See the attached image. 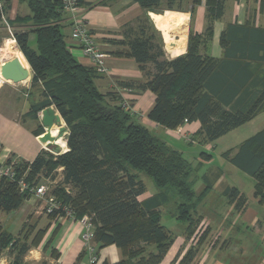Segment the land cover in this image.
<instances>
[{
	"label": "trees",
	"instance_id": "16d2710c",
	"mask_svg": "<svg viewBox=\"0 0 264 264\" xmlns=\"http://www.w3.org/2000/svg\"><path fill=\"white\" fill-rule=\"evenodd\" d=\"M10 1L0 0V27L4 5L9 8ZM19 1L27 4L31 14L25 19L17 18L11 25L31 27L15 30L13 37L32 68V87L39 92L32 114L38 118L40 111L54 107L68 135L65 152L55 155L42 151L32 162H19L18 176L26 175V181L34 186L45 179H56L62 168L63 179L51 195L68 207L76 220L85 215L91 217L98 246L115 245L123 254L124 258L114 264H162L174 235L161 223L160 208L170 194H175L182 200L176 217L187 224V239H194L178 264H192L199 246L210 234V228L199 236L196 233L200 222L196 209L210 186L197 195L194 170L183 154L133 113L109 104L119 98L98 89L95 80L103 75L93 66L78 62L66 44L60 0ZM136 1L152 11L161 7L182 10L184 2ZM201 4L202 0H192L193 7ZM205 6L206 31L190 32L186 55L168 60L147 16L126 26L124 40L118 42L126 46L118 55L134 59L146 75L145 82L137 86L126 84L127 88L151 91L156 96L149 119L171 130L198 122L200 129L194 138L201 144L219 140L264 112V82L260 85L251 69L252 63H264V29L231 24L220 36L223 58L204 55L202 51L213 36V24L224 15V0H206ZM31 34L37 39L36 50L29 45ZM43 133L41 126L35 131L36 136ZM223 157L254 178L255 196L264 202V129ZM142 175L153 181L157 193L141 202L138 198L146 192ZM225 195L238 211L245 209L247 198L237 188H228ZM29 197L30 193L22 191L16 181L0 180V213L18 210ZM63 215L53 211L48 217ZM46 232V228L36 230L26 225L14 237L0 224V261L7 254L9 264H24L26 254L42 243ZM49 246L50 242L45 250ZM52 255L59 258L56 250Z\"/></svg>",
	"mask_w": 264,
	"mask_h": 264
},
{
	"label": "crops",
	"instance_id": "0c3cea01",
	"mask_svg": "<svg viewBox=\"0 0 264 264\" xmlns=\"http://www.w3.org/2000/svg\"><path fill=\"white\" fill-rule=\"evenodd\" d=\"M186 2L188 6H184ZM205 3L206 0H202L201 5L193 7L192 0H184L182 3V10H168L161 7L157 11H152L144 9L136 0H82L88 27L95 36L100 47L107 54L109 72L98 77L95 80V84L102 93H113L119 98V101H109L110 105H120L125 93L124 89L127 88L126 84L132 83L137 86L146 81V75L139 70L138 64L134 59L118 55L119 52L126 49V46L118 44V42L124 40L123 32L126 26L134 25L137 23L138 19L147 16L156 30L159 41L166 53V58L171 60L186 55L191 31L194 34L205 33L207 27V9ZM23 5L27 6L26 3H21L19 0H11L9 8L4 5V14L7 12L8 17L4 19L3 15L1 22L2 27H0L1 33L2 30L6 28H12L14 32L15 30L26 31L31 28L29 24L11 25L12 22H16L17 18L25 19L30 16L31 12L29 7L27 6L29 10L28 13ZM231 24L247 25L249 27L264 29V0H224V15L220 20L214 22L212 39L206 46V49L202 51V54L218 59L223 58L224 50L220 45V36ZM61 26L66 44L71 53L82 65L91 67L92 64L90 60L83 55L77 43L71 39L70 23L65 17L61 20ZM6 38H10V36ZM11 38L14 39L13 33ZM29 45L32 49H37V39L34 34H31L29 37ZM15 48L21 52L17 44ZM22 56V63L29 69V78L20 83L6 81L0 88V162L2 163H8L11 160L17 162H32L42 151H46L47 146L41 142V135H35V131L40 126L44 129L41 123V111L37 115L38 118H35L32 114V106L38 102L39 92L32 87L33 71L23 53ZM12 59L14 58L2 57V60L0 59V67L3 63ZM251 69L254 74L259 77V84H263L264 63H252ZM132 89L133 94L129 96V100L131 102L133 116L150 130L157 132V136L163 139L170 147L174 148L171 145L181 140L187 141L190 144H201L194 138V135L200 129V124L198 122L191 124L186 123L179 127L177 130L180 129L181 133L177 132V130L162 127L148 117V113L155 103V94L151 91H140L136 87H132ZM56 112L58 111L56 110ZM257 121L259 122L258 129L255 130L254 133H250L252 135L240 139L237 145L234 144L228 149H219L217 156L228 161L223 157L224 153L229 150H235L246 139L263 130L264 112L243 125V127ZM63 125H65L64 121ZM237 129L233 131H237ZM57 132V129L53 131V137L57 136ZM167 137L171 138L170 142L172 143H168L169 141L166 140ZM220 140L221 139L213 143L202 145L207 147L211 146V149H216L217 143H219ZM202 153H204L205 156L200 155L201 157L196 163V167H198L196 169V184L201 180L198 178L197 173L203 170L202 180L207 181L208 178H212L215 184L209 186H213L214 188L223 175L222 168L220 166L213 167L212 165L217 156L215 157L205 152ZM62 172V168L58 169L56 179H45L44 182L55 187L63 179ZM206 187L203 188V186H201L200 192H203ZM228 188H237L244 194L238 187L226 185L223 191L224 195ZM211 191L212 189L209 190L208 194ZM155 194L154 192L148 193L146 189V192L138 199L141 202L146 201ZM254 198L255 211L257 212L250 209L248 198L247 205L241 212L236 209V205L232 204L229 199L228 203L237 213L250 221L252 226H259L260 230H263L264 224L261 222V219H264V202H261V199L255 196V186ZM46 207L47 203L45 200L31 196L18 210L11 213H0V224L14 237H18L23 232L26 225L35 227L36 230L42 228L47 229L42 243L38 247L32 248L24 257V264H41L42 262H47V264H92L89 256L85 252L82 239L84 228L81 223L65 215L50 219ZM203 216L204 221H209L206 215ZM210 217L217 218L218 215L212 213ZM175 218L177 219V217ZM218 218L221 219L220 217ZM209 227L210 229L212 228L210 221ZM225 230L226 229H222L221 232L225 233ZM210 233H212V231H210ZM262 234L264 242V230ZM218 236H215V238H217L215 240L216 242L217 240L227 241L226 243L229 242L227 239H223L221 235ZM48 242H50V246L45 250V246ZM191 246L192 241L188 240L184 234L183 237L174 236L173 245L162 264H178ZM54 250L59 253L58 259L52 255V251ZM123 258L121 250L115 245L106 247L98 246V262L96 264H103L105 261L114 264L121 261ZM230 258L231 256H229L226 251L222 250V248L219 247L217 250V247L213 248V246L208 245V241H205L199 246V251L192 264H246L242 261H234L232 258L230 260ZM0 262L1 264H9V257L4 255ZM259 262L262 264V261Z\"/></svg>",
	"mask_w": 264,
	"mask_h": 264
},
{
	"label": "rangeland",
	"instance_id": "374dc122",
	"mask_svg": "<svg viewBox=\"0 0 264 264\" xmlns=\"http://www.w3.org/2000/svg\"><path fill=\"white\" fill-rule=\"evenodd\" d=\"M188 3L184 6H188ZM24 8L27 9L26 5H23ZM27 12L29 13V10L27 9ZM7 12L4 14V19H7ZM192 32V31H191ZM12 33H14V30L11 29H4L2 30V33L0 32V59L2 60V57L5 58V43L6 40L12 37ZM180 36V35H179ZM15 41V45H16ZM1 69V67H0ZM1 76V72H0ZM4 85V84H3ZM2 85V86H3ZM66 126V125H64ZM259 122H255L253 124L246 125L245 127H241L237 129V131H232V133H229L222 138L217 143L216 149H211L210 147L203 146L199 143H193L190 144L187 141L181 140L178 141L175 144H172L174 148L181 151L183 153V156L186 160H188L193 168V178H194V191L196 194H200L201 190L200 187L203 186H209L214 185L215 181L212 180V178H208L207 181L202 180V173L203 170L197 173L198 178H200V182L198 181L196 184V163L200 159V155L202 152L212 154L213 156H217L219 149H228L229 147H232L234 144L237 145L239 143L240 139H244V137H249L250 133H254L255 130L258 129ZM177 130V129H176ZM152 131V130H151ZM68 132V131H67ZM155 135H157V132L152 131ZM178 132V130H177ZM68 133H65L63 138L56 139L55 144L59 146L61 149V153L65 152L67 150V144H66V137ZM53 136V135H52ZM166 140H168V143H172L171 138L167 137ZM47 153L53 154L55 153L52 150V147H46ZM53 152V153H52ZM217 158V159H216ZM212 163L214 166H220L222 168L223 175L221 176L219 183L214 186H210V189L212 191L205 197V201L201 204H199L197 208V217L200 218V222L197 228L196 233H198L197 236L201 235V232L206 230L209 227V221L211 222L212 228L210 233L207 237L206 242L208 241L209 246H213L218 248H222V250L226 251L229 256H231L234 261L238 262H245L246 264L252 263V264H260L259 261H262V264H264L263 256H264V242H263V234L260 230L259 226H252L250 224V221L245 219L241 214L237 213L228 203V198L224 195L223 191L226 185L235 186L241 189V191L245 194V196L248 198V202H250V209L255 211V198H254V186H255V180L250 175L244 173L234 165H232L229 161H226L222 158L216 157ZM201 174V175H200ZM209 176V175H208ZM210 177V176H209ZM142 179L146 185V189L148 193H157V189L153 183V181L145 176L142 175ZM47 183V182H46ZM49 184V183H47ZM50 193L54 186L50 185ZM202 188V189H203ZM181 199L176 196L175 194H170L168 196L167 201L165 204L160 208L161 211V223L167 227L174 236H184L187 238V232H186V226L187 224L177 220L175 217L177 215V206L179 203H181ZM201 213V215H200ZM217 214L218 217H210L211 214ZM196 215V214H195ZM206 215V218L209 221H204V216ZM261 222L264 224V219H261ZM223 225V226H222ZM225 225V226H224ZM226 229L225 233H222V229ZM221 229V230H220ZM221 235L223 239H227L229 242L226 243L225 241H219L217 240V243L215 240V236ZM194 238H196V234L194 235ZM219 238V236H218ZM209 239V240H208ZM216 242V243H215ZM225 242V243H224ZM243 250V251H242ZM7 254H5L6 256ZM230 258V260H231ZM253 261V262H252ZM258 261V262H257ZM1 264V262H0Z\"/></svg>",
	"mask_w": 264,
	"mask_h": 264
},
{
	"label": "built area",
	"instance_id": "2783aa9c",
	"mask_svg": "<svg viewBox=\"0 0 264 264\" xmlns=\"http://www.w3.org/2000/svg\"><path fill=\"white\" fill-rule=\"evenodd\" d=\"M60 2L61 12L70 23L71 39L77 43L83 55L90 60L92 66L99 74H107L109 72L107 54L100 47L95 39V36L88 27V22L84 15L82 0H60ZM0 81L1 88L6 80L0 76ZM124 91L125 93L120 106L123 110L132 113L129 96L133 94V90L131 88H125ZM178 132L181 133V130L179 129ZM46 150L49 149L47 148ZM53 154L58 155L56 153ZM18 163L19 162L15 160H11L8 163L0 162V180L2 178H8L9 180L16 181L22 191L30 193V197L35 196L41 200H45L47 203L46 211L48 214L53 211H60L64 213L65 216L76 220L73 212L68 207H63L51 194H49V184L40 182L37 185L31 186L26 181V175L19 177L16 170V165ZM77 221H79L84 228L82 239L84 242L85 252L89 256L90 262L92 264H96L98 262V244L95 241V226L92 219L90 216L85 215ZM191 241H194V239H191Z\"/></svg>",
	"mask_w": 264,
	"mask_h": 264
},
{
	"label": "water",
	"instance_id": "95a60500",
	"mask_svg": "<svg viewBox=\"0 0 264 264\" xmlns=\"http://www.w3.org/2000/svg\"><path fill=\"white\" fill-rule=\"evenodd\" d=\"M1 76L6 81L20 83L27 80L30 73L29 69L24 66L19 58H14L1 65ZM41 123L45 129L40 138L41 142L50 148L52 147L56 154H60L61 148L55 144L56 141L52 133L57 129V139L63 138L64 134L67 133V128L63 125L61 115L52 106L45 108L41 111Z\"/></svg>",
	"mask_w": 264,
	"mask_h": 264
},
{
	"label": "bare ground",
	"instance_id": "6f19581e",
	"mask_svg": "<svg viewBox=\"0 0 264 264\" xmlns=\"http://www.w3.org/2000/svg\"><path fill=\"white\" fill-rule=\"evenodd\" d=\"M4 47H5L4 51H5L6 58H19L20 60H22V58H23L22 53L18 49L15 48V40L14 39H10V38L7 39ZM0 72H1V69H0ZM54 138H55V140L57 139V137H55V136H54ZM58 139H60V138H58Z\"/></svg>",
	"mask_w": 264,
	"mask_h": 264
}]
</instances>
